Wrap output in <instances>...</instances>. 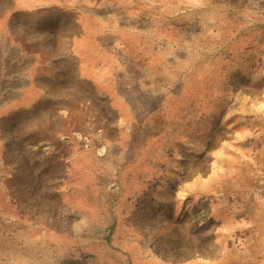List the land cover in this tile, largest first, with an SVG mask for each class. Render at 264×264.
<instances>
[{
    "label": "rangeland",
    "instance_id": "rangeland-1",
    "mask_svg": "<svg viewBox=\"0 0 264 264\" xmlns=\"http://www.w3.org/2000/svg\"><path fill=\"white\" fill-rule=\"evenodd\" d=\"M0 0V264H264V0Z\"/></svg>",
    "mask_w": 264,
    "mask_h": 264
},
{
    "label": "crops",
    "instance_id": "crops-1",
    "mask_svg": "<svg viewBox=\"0 0 264 264\" xmlns=\"http://www.w3.org/2000/svg\"><path fill=\"white\" fill-rule=\"evenodd\" d=\"M76 2H77V0L74 1V3H76Z\"/></svg>",
    "mask_w": 264,
    "mask_h": 264
}]
</instances>
